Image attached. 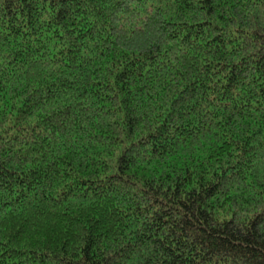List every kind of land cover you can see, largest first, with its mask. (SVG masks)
<instances>
[{"label":"trees","instance_id":"trees-1","mask_svg":"<svg viewBox=\"0 0 264 264\" xmlns=\"http://www.w3.org/2000/svg\"><path fill=\"white\" fill-rule=\"evenodd\" d=\"M0 264H264V0H0Z\"/></svg>","mask_w":264,"mask_h":264}]
</instances>
